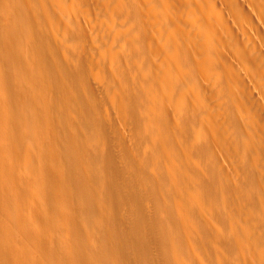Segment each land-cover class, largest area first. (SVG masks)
Segmentation results:
<instances>
[{
    "label": "bare ground",
    "instance_id": "6f19581e",
    "mask_svg": "<svg viewBox=\"0 0 264 264\" xmlns=\"http://www.w3.org/2000/svg\"><path fill=\"white\" fill-rule=\"evenodd\" d=\"M0 9V264H264V0ZM110 89L120 132L92 115ZM110 139L132 154L90 152ZM59 222L65 246L47 239Z\"/></svg>",
    "mask_w": 264,
    "mask_h": 264
},
{
    "label": "rangeland",
    "instance_id": "374dc122",
    "mask_svg": "<svg viewBox=\"0 0 264 264\" xmlns=\"http://www.w3.org/2000/svg\"><path fill=\"white\" fill-rule=\"evenodd\" d=\"M2 13L3 12L0 9V34H1L2 31L6 32V27H7L8 21L12 19V12H7V13H3V14ZM77 37H79L78 34H77ZM74 38H75L74 35L69 34V33L67 35H65L63 39L60 37V39H59V43H60L59 47L60 48L62 47L63 50H66L69 53L71 49L75 48V40H74ZM61 42H62V44H61ZM64 44H65V46H63ZM3 52L5 53L6 56H8V54L13 53L12 52V46L5 43L3 45ZM75 58H76L77 64H74ZM75 58L71 57V61H72L73 67H74V69L77 72H79V76H81V78L87 83L86 74H85V71H84V68H83V64H82L81 58L79 57V55L77 56L76 53H75ZM3 62H4V67L7 65L5 69H7V71H10V68H9L10 65H8L10 62H8L7 58ZM13 85H16L17 88L21 92V80L16 77L15 70H14V74H13ZM88 92H89V89H87V93ZM91 94L94 97V99L96 100L97 108H98V111H99V115H98L97 112H93L92 113L93 117L94 118L96 117L97 120L103 126H105L107 130H113L114 129L117 132L122 131L121 128H120L121 126L119 125V122H120L119 116H117V110H118L117 107H118L119 101L122 99V96L119 94V92L116 89H110V90H105L103 92H95L94 95L91 92ZM60 99L61 98H60V93L59 92H57L56 90L48 91V93L46 95V102L47 103L49 101L56 102L55 104L52 105V106H55V107L51 109V113L49 112L50 115L57 114L58 117H64L66 114H69L68 108H66V105ZM93 117L89 114L87 117L84 118V121L86 123H88V124H91V122L94 121ZM75 118H77V116H75ZM118 143H119V141L116 140V139L115 140H111L110 139V141H96V140H93L90 143V152L93 153V154H97V155H104L108 151H110V152L112 151V152H114V154L112 153L113 156L115 154H117L118 157H117V155H115V156L120 160L124 155L120 156L119 153H121L122 151H123V153L124 152L126 153V151H128V150L129 151L132 150V148L131 149L129 148V147H132V146H130L131 145L130 142L129 143L128 142H124V144H126V143L127 144L124 145V146L122 145L123 148L124 147L125 148L121 151L122 146H119L121 148L120 149L118 147V145H117ZM120 144H121V142L119 143V145ZM115 146H117L118 149L121 152L117 149V147L115 148ZM112 148H113V150H112ZM114 149H116V150H114ZM116 152H118V153H116ZM129 153L132 154V151L129 152ZM126 154H128V153H126ZM28 205H30L29 211H34L35 212V210H37V208H39V206H36L35 209H34L33 206H32V202H29ZM41 214H44V213L41 212ZM54 230L55 231L52 233L53 236H48V238H47L48 241H51L53 239L54 241L59 242L62 246H65L66 245L65 243H66L67 239H66L65 228L62 225V222H59L56 225ZM10 244L16 245L19 248H21V237L19 236L17 238H14L11 241ZM44 255H47V254H44Z\"/></svg>",
    "mask_w": 264,
    "mask_h": 264
}]
</instances>
